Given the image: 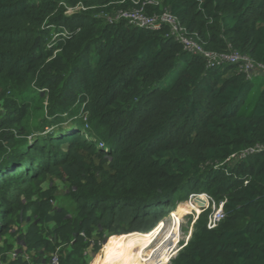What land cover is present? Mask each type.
<instances>
[{
	"label": "trees",
	"instance_id": "trees-1",
	"mask_svg": "<svg viewBox=\"0 0 264 264\" xmlns=\"http://www.w3.org/2000/svg\"><path fill=\"white\" fill-rule=\"evenodd\" d=\"M135 11L170 13L204 53ZM248 64L264 65V0H0V236L19 196L70 168L79 234L102 222L96 252L105 231L149 232L204 192L225 218L199 215L170 264H264V73ZM88 245L60 263L89 264Z\"/></svg>",
	"mask_w": 264,
	"mask_h": 264
},
{
	"label": "rangeland",
	"instance_id": "rangeland-1",
	"mask_svg": "<svg viewBox=\"0 0 264 264\" xmlns=\"http://www.w3.org/2000/svg\"><path fill=\"white\" fill-rule=\"evenodd\" d=\"M78 10L79 8L75 7L69 12L72 15ZM64 33H67L66 30ZM181 68L180 65L171 71L164 82L169 83ZM72 124L69 121L65 123L67 127ZM87 129L88 124L85 123L84 132ZM47 175L44 180L37 183L39 185L38 193L31 198L21 195L16 200L12 216L8 220L7 232L0 236V250L4 253L6 252L5 247L10 246L6 252V264H61L59 261L60 252L65 248L69 251H79L77 242L89 243L88 247L83 250L85 257L89 253V264H115L118 262H120L119 264H151L147 259L150 258L151 262L159 260L160 256L157 260L155 257L164 249H167V264H170L171 260L177 257L180 250L190 240L194 223L199 215L207 212L209 214L213 210L219 209L215 199L210 195L199 203H197V197H191L189 200H195V204L180 215L178 221L170 217L173 211L177 210L178 204L183 201L178 199L162 219L165 224L164 229L162 228L159 233L152 235L150 239L139 241L136 252L127 258L117 257L105 261L104 254L120 250L122 237L120 235L123 234L114 238L115 235L105 231L100 240L101 248L96 252L94 249L97 247L96 240L98 233L102 230V222L91 220L90 233L92 237H87L85 232L79 234L78 224L85 216V211L80 210L78 204L70 197L65 185L69 182V178L75 177V174L70 168L53 167ZM127 225V219L118 223L120 228ZM137 233L146 234V232L133 231L124 233V235L136 236ZM52 247L55 249L50 250Z\"/></svg>",
	"mask_w": 264,
	"mask_h": 264
},
{
	"label": "built area",
	"instance_id": "built-area-1",
	"mask_svg": "<svg viewBox=\"0 0 264 264\" xmlns=\"http://www.w3.org/2000/svg\"><path fill=\"white\" fill-rule=\"evenodd\" d=\"M123 16L125 18L130 19V21L133 23H136L144 27L145 26L150 27L152 29H158L163 24H168L171 26V34L175 36L177 39H180L184 43L186 50L192 53H199V52L204 53L202 47L196 44L195 40L183 35L182 31L184 30V28L180 26L177 20L168 12L164 13L159 20H157L156 18L148 17L144 15L141 11H135L133 13L125 12ZM239 60L240 57L237 54L234 55L222 54L220 58L216 61H219V63H223V62L235 63ZM248 68L252 69L250 73L253 75H257L258 73H264V65L254 66L252 64H248ZM251 74H249V77H252ZM224 216L225 213L223 211V208L220 207L210 215L208 227L209 228L215 227L224 218Z\"/></svg>",
	"mask_w": 264,
	"mask_h": 264
},
{
	"label": "bare ground",
	"instance_id": "bare-ground-1",
	"mask_svg": "<svg viewBox=\"0 0 264 264\" xmlns=\"http://www.w3.org/2000/svg\"><path fill=\"white\" fill-rule=\"evenodd\" d=\"M191 197H197V203H199L206 200L207 194L204 192L190 194L187 201H182L178 204L177 210L173 211V213L170 216L172 219H177L179 221L180 215L187 212L188 208L195 204V200L193 201L189 200L191 199ZM164 227H165L164 221H160L156 226L152 228L151 231L147 232L144 235L141 233L135 234L136 236H133L132 234H126V235L123 234L121 237L120 250H118L117 252L104 254L103 259L105 261H108L110 260V258L111 259L117 257L127 258L128 256L136 252V249L139 246V241H141L142 239H146V240L150 239L152 235L159 233L162 230V228L164 229ZM155 258L156 260L159 258V260L151 262L150 258H148L147 261L150 262L151 264H167L168 261L167 249H164Z\"/></svg>",
	"mask_w": 264,
	"mask_h": 264
},
{
	"label": "clouds",
	"instance_id": "clouds-1",
	"mask_svg": "<svg viewBox=\"0 0 264 264\" xmlns=\"http://www.w3.org/2000/svg\"><path fill=\"white\" fill-rule=\"evenodd\" d=\"M130 23H132V22H130ZM143 27H144V26H143ZM65 34H66V33H64V35H65ZM61 35H62V34H61ZM222 64H223V63H222ZM208 196H209V195H207L206 199L208 198ZM187 200H188V198H187V199H184L183 201H187ZM181 201H182V200H181ZM218 207H219V208L222 207V208H223V211H224V202L222 201V202L218 205ZM215 209H216V208H215ZM214 211H215V210H213L212 212H210L209 215H211V213H213ZM224 213H225V211H224ZM209 217H210V216H209ZM209 217H208V222H209ZM224 218H225V216H224ZM224 218H223V219H224ZM223 219H222V220H223ZM222 220H221V221H222ZM161 221H162V220H161ZM219 223H220V222H219ZM219 223H218V224H219ZM218 224H217V225H218ZM207 225H208V224H207ZM217 225H216V226H217ZM216 226H215V227H216ZM208 228H209V227H208ZM213 228H214V227H213ZM210 229H212V228H210ZM146 233H147V232H146Z\"/></svg>",
	"mask_w": 264,
	"mask_h": 264
}]
</instances>
